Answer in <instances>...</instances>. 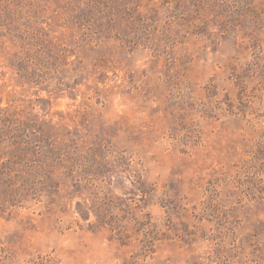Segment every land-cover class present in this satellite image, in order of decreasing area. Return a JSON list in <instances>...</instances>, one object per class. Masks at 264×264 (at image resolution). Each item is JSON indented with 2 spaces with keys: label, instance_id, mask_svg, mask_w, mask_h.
Wrapping results in <instances>:
<instances>
[{
  "label": "rangeland",
  "instance_id": "374dc122",
  "mask_svg": "<svg viewBox=\"0 0 264 264\" xmlns=\"http://www.w3.org/2000/svg\"><path fill=\"white\" fill-rule=\"evenodd\" d=\"M5 162L0 264H264V0H0Z\"/></svg>",
  "mask_w": 264,
  "mask_h": 264
},
{
  "label": "trees",
  "instance_id": "16d2710c",
  "mask_svg": "<svg viewBox=\"0 0 264 264\" xmlns=\"http://www.w3.org/2000/svg\"><path fill=\"white\" fill-rule=\"evenodd\" d=\"M20 148H22V146L20 147ZM23 150H24V152H25V155H26V153H27V146H24L23 148H22ZM42 152H43V148H42ZM42 152H39V153H41L42 154ZM44 160L43 161H45V162H47V160H45V159H50V162H48L47 163V165L48 166H50L51 165V173H52V169L54 168V161H55V158H53L50 154H45L44 156ZM59 160V158H57V161ZM40 164V163H39ZM23 165V164H22ZM65 169H69L68 168V166H63ZM38 168V166L37 165H30L29 167H28V170H26L25 168H24V166L22 167V170L24 171V172H26V173H33V172H35L36 171V169ZM1 170L2 171H5V170H7V162H5V163H0V174H1ZM3 173V172H2Z\"/></svg>",
  "mask_w": 264,
  "mask_h": 264
}]
</instances>
